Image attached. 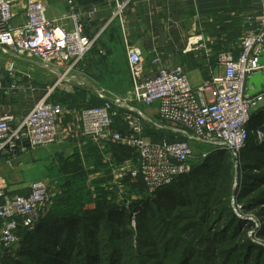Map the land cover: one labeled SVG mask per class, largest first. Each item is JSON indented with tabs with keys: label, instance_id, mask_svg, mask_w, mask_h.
<instances>
[{
	"label": "built area",
	"instance_id": "built-area-1",
	"mask_svg": "<svg viewBox=\"0 0 264 264\" xmlns=\"http://www.w3.org/2000/svg\"><path fill=\"white\" fill-rule=\"evenodd\" d=\"M51 1L0 0V50L11 56L8 70L22 57L39 61L56 77L47 96L58 87L70 89L89 84L82 61L102 33V30L93 35L86 33L99 4L59 0L67 10L50 15ZM101 1L115 4L113 18L117 17L124 25L131 0ZM258 1L261 12L246 20L249 28L240 37L239 53L232 47L219 51L216 56L221 71L210 69L211 74L199 86L191 84L182 65L165 63L164 49H150L149 65L140 49L129 42L126 50L131 87L126 94L112 95L92 85L102 104L83 107V134L99 145L122 144L138 154L136 165L116 166L111 157H106L114 180L104 186L115 189L117 199L126 207L131 203L123 184L126 177L132 181L141 177L152 194L191 170L195 144L226 150L238 157L250 134L264 136L260 127L249 128L253 112L264 103V83L261 91L253 94L248 93L247 86L256 72H262L264 78V62H260L264 57V0ZM3 88L0 79V90ZM155 103H158L157 115L148 114L141 106ZM63 110L62 104L45 98L21 120L13 115L0 117V155L15 151L25 142L33 147L55 143L57 119ZM120 111L128 127L126 131L114 128ZM146 129L166 135L154 141L145 134ZM30 188L28 195H11L0 184V248H11L19 240V227L34 230L58 192L42 179L33 181ZM136 214L133 212V217Z\"/></svg>",
	"mask_w": 264,
	"mask_h": 264
},
{
	"label": "crops",
	"instance_id": "crops-1",
	"mask_svg": "<svg viewBox=\"0 0 264 264\" xmlns=\"http://www.w3.org/2000/svg\"><path fill=\"white\" fill-rule=\"evenodd\" d=\"M77 3H94L100 7L92 17L93 23L87 24L86 33L93 35L101 30L102 33L82 61L83 69L94 63L106 69L107 74L111 71L112 77L117 79L124 68L125 85L114 89L124 93L131 87L127 42L140 49L149 65L150 49H164L167 52L165 63L182 65L191 84L197 87L211 74L210 69L221 71L216 56L219 51L232 47L236 54L239 53L240 37L249 28L246 20L261 12L258 0H131L123 25L117 17L113 18V3L101 0H77ZM64 10L67 6L59 0L51 1L50 15ZM200 42L205 46L201 47ZM103 49L108 51L107 56L99 55L98 51ZM10 59V55L0 50V79L4 85L0 90V117L13 115L21 120L45 98L64 107L57 119L58 140L55 143L33 147L25 142L15 151L0 155V184L6 186L11 195H28L33 181L51 179V172L62 158L75 157L82 146L93 141L83 134L81 111L87 105L88 96L95 95L92 85H96L88 79L89 84L85 86L58 87L47 96L56 77L39 61L26 57L16 60L15 67L8 70ZM97 78L98 82L103 81L99 74ZM206 96L209 98L210 93ZM141 106L150 115L158 114V103ZM116 125L118 127L120 123L117 121ZM55 188L58 191L56 198L63 189Z\"/></svg>",
	"mask_w": 264,
	"mask_h": 264
},
{
	"label": "trees",
	"instance_id": "trees-1",
	"mask_svg": "<svg viewBox=\"0 0 264 264\" xmlns=\"http://www.w3.org/2000/svg\"><path fill=\"white\" fill-rule=\"evenodd\" d=\"M98 53L100 56L108 55V51L105 53L98 51ZM88 97L86 106L102 104V100L96 97V95ZM263 113L264 111L260 109L253 112L249 125L250 129L261 127L264 130ZM117 121L121 126L118 125L117 127ZM114 128H118L121 131L128 130V127L122 121L120 115L116 117ZM145 134L149 135L154 141H160L166 135V132H153L150 129H146ZM254 135L253 133L250 134L247 145L241 150V154L248 153V156L251 157L252 150L258 151L256 155L259 157L247 168V171L249 168L259 169V172L253 173L251 171L247 174V177H250L255 184H258V182L264 181V140L260 143L252 141V137H255ZM90 144H93V148L96 146L98 151L99 159L97 161L95 159L94 166L96 167L97 164V171L104 170L110 172L109 169L111 165L108 162H104V159L100 156V154H103V150H100V148L106 145H111L113 147L112 160L113 162L115 160L116 164H120L133 156H135L136 161H138V154L134 149L128 146L113 142H105L102 146L94 142ZM104 149H106V147H104ZM228 153L229 152L226 150H218L216 156H220L221 160H223ZM75 157H78V152L75 154ZM75 157L69 159L62 158L60 162H64L63 165H65ZM258 161L260 163H256ZM210 164L209 161L206 162L202 167L204 168L203 171L208 169ZM227 166V164L226 167L224 166V174L231 178L230 168ZM212 167L215 168V171L218 166ZM201 169H192L189 173L187 172V174L184 173L179 175L175 181L158 189L152 194H149L141 177L133 181L128 179L130 181V183H128L129 185L125 184L126 178L123 180V184L128 187V194L132 192V195L129 194L131 197L127 195V198L131 200L128 207L117 199L115 189H109L103 186L102 183L101 186L99 180H106L108 177L107 174L104 173L102 177H97V174L92 175V179L88 181L87 185H84V180L88 178V176L85 175L83 180L84 184L81 183L76 185L73 184L72 178L68 179L65 173H63L64 182L62 178L59 181L63 192L53 200L50 210L39 219L35 229L28 230L23 227L18 228L17 233L19 235V242H17L19 243V248L16 256H20V259H15V256H13L11 252L14 245L18 244L16 242L11 248H0V264H135L133 261L134 258L129 260L125 259L124 252L126 250L120 247L122 238V233L120 234V232H122L121 228L126 221L129 222L133 212L138 213L140 242H144L140 243V245H145L144 247L146 249L150 246H155V250H157L156 252L153 251L151 259L155 260L154 264H166L172 259L176 260V264H189L190 261L198 255V252L192 251L189 240H193L194 238L198 239L197 237H199V234L197 230L200 223L193 221L181 225L180 222L190 218L189 215H174L172 219L165 222L158 217L156 211L158 202L161 198L165 196L174 198L177 191L181 190V187H183V177L188 174L190 177L197 176L203 172H201ZM215 174H218V171H215ZM92 185L95 186L94 192L90 189ZM226 191H229L228 187H225L217 194L213 193V196L211 193V197H213V199L225 197L227 196ZM93 193H95L94 196ZM223 193L225 195L221 196ZM134 195L138 198L136 199ZM260 197L263 198L262 201L260 200L261 203H258L257 206L261 205L264 201V189ZM211 201L213 200L211 199L210 202ZM208 204L209 202L205 201V207H207ZM203 209L204 207L194 212ZM221 212L220 210L213 211L212 209H205L202 214H208V218L206 219L205 217L203 221L209 222L210 226L214 225L215 227V225H217L218 227L223 221L231 219L232 216L226 213L227 210ZM168 213L174 214V211L170 210ZM234 224L235 223L228 225V229L223 231H215L214 229V231L211 232L212 235L215 236L214 239L216 237H222L230 241L237 239L239 237L237 232L230 230ZM153 230H155L156 233L154 234L156 241H147L146 238L149 237ZM206 231L210 233L208 229H206ZM186 236L190 237V239L181 241L179 238H176ZM232 244V246L227 248L217 247L214 251L215 258L222 257L224 259L225 257V260L222 261L221 264H262L264 250L261 249L262 251H259L260 248L253 246H248L247 248L239 247L245 245H237L236 241ZM158 246L160 251H163L161 254L159 253ZM241 250L247 251L246 255H239L238 252ZM138 256L139 258L143 257L141 254ZM177 256H179V259ZM252 260H254V263H252ZM137 264L150 263L146 261L145 257L144 260L142 259Z\"/></svg>",
	"mask_w": 264,
	"mask_h": 264
},
{
	"label": "rangeland",
	"instance_id": "rangeland-1",
	"mask_svg": "<svg viewBox=\"0 0 264 264\" xmlns=\"http://www.w3.org/2000/svg\"><path fill=\"white\" fill-rule=\"evenodd\" d=\"M21 13V12H20ZM202 42H200L201 44ZM94 56V55H93ZM85 70L88 74L89 81H92L94 85H96L99 88L105 89L107 92H109L112 95H124L127 92H115L116 88L123 87L125 84L126 79V73L124 68H121V77L114 79L112 77L111 71L106 73V69L99 68L94 63L91 65H85ZM85 71V72H86ZM100 76L102 82H98L99 79L97 76ZM106 83H105V82ZM113 88V89H112ZM130 89V88H129ZM128 89V90H129ZM264 111V103L260 106V108L256 109ZM122 111V110H121ZM120 111V116L121 112ZM124 112V111H123ZM264 116V113H263ZM264 119V117H263ZM264 123V122H263ZM261 128V127H260ZM261 132L264 133V130L261 128ZM255 137H252V141H256L257 143H260L264 140V136L262 138L258 137V135H254ZM93 142V141H92ZM94 143H96L94 141ZM98 145V143H96ZM103 144V143H102ZM101 144V146H102ZM93 144L82 146L78 152V157H75L72 161L69 163L59 162L55 165V168L51 172V179H47V181L52 185V188L57 187L60 188V180L63 179V173L66 174L68 179L72 178L73 184L79 185L81 183L87 185L88 181L92 179V175H98L97 177L104 176V173L108 175L106 180H99L100 184L102 183L104 185H108L109 183H112L114 180L111 166L109 171L106 172L104 170L97 171L98 169L97 164L95 166V159L96 161L99 159L98 151L95 146V148L92 147ZM100 146V147H101ZM195 146V145H194ZM106 147V149H104ZM113 147L111 145H106L100 148V150H103V154L100 156L104 159V162H108L110 164V161L106 159V157H111L112 160V149ZM94 149V150H93ZM194 157L192 159V168L193 169H201L203 165L206 162H210V167L208 169L204 168L201 169L200 174L194 177H190L186 175L182 178V185L180 191H177V193L173 194V197L165 196L161 198L157 205V214L158 217L163 219L165 222L169 221L174 217V215H189L190 218L184 220L183 222H180L181 225L184 223H191L196 222L200 223L198 227V239L189 240L191 243L192 251L198 252V255L190 261L189 264H221L222 261L225 260L221 258H215V250L217 247L219 248H227L232 246L233 242H237V245L244 244L245 246H239V247H258L260 248L259 251L264 250V201L261 205L257 206L258 203H261L263 197H260V194L262 190L264 189V181L258 182V184H255V182L250 178L247 177V174L251 171L253 173L259 172L258 168H249L247 171V168L254 163L255 159L259 157L256 155L258 153L257 150H252L251 153L252 156L249 157L248 153L241 154L242 151H240L238 157L235 155L228 153L225 159L221 160V157L216 156V153L220 149H215L214 147H210L207 145H201L197 144V146L194 148ZM126 151L129 153V151L126 149ZM227 154V153H226ZM134 155V154H131ZM244 155V156H242ZM134 157V158H133ZM125 161H123L120 164H116L114 160V164L116 166H120L122 164H132L136 165V157L133 156ZM256 163H260L259 161ZM218 164V165H216ZM226 164L229 167L230 176L229 178L226 174H224V166L226 167ZM212 166H218L215 170L218 171V174H215L214 167ZM207 167V166H206ZM190 170V171H191ZM213 170V171H212ZM66 171V172H64ZM73 173V174H72ZM189 173V172H188ZM187 174V173H186ZM88 176L87 180H84V176ZM82 178V179H81ZM127 180L125 181V184L127 185L130 183V178L126 177ZM75 179V180H73ZM129 179V180H128ZM84 180V182H83ZM125 180V179H124ZM132 181V180H131ZM64 182V179H63ZM71 182V181H69ZM68 182V183H69ZM104 182V183H103ZM94 184V183H93ZM101 184V186H102ZM125 185V186H126ZM129 185V184H128ZM94 185L91 186V191L94 192ZM127 187V186H126ZM225 187L229 188V191L227 192V196L220 197L218 199H213L211 197V193L213 196L214 194H217L221 192ZM97 188V186H96ZM128 188V187H127ZM98 190V189H97ZM132 195V192L129 193ZM129 194L128 197H131ZM147 194V193H146ZM95 193H93V196ZM223 193L221 196H224ZM136 197V195H134ZM218 197V196H217ZM138 197H136L137 199ZM213 200L210 202V200ZM205 201H208L209 204L207 207H205ZM131 207V206H130ZM203 210L194 212L197 209ZM205 209H212L213 211L220 210L224 211L227 210V214L231 215L230 220H225L219 226L217 225L210 226L209 222H206L203 219L206 217L208 218V214H202V212ZM216 209V210H215ZM170 210L174 211V214H169L168 212ZM223 213V212H221ZM156 217V218H158ZM156 221V220H155ZM235 223L234 226L230 228V230L237 232L239 237L235 239L234 241L225 240L222 237H216L212 235V231H223L225 229H228V225ZM212 224V222H211ZM127 229V230H126ZM206 229L210 231V233H207ZM120 234L122 233L121 238V248L126 250L124 252L125 259H133L135 264H137L142 259L144 260L146 257V261H149L150 264H154L155 260L152 259L153 251L156 252L155 246H150L149 248H145V245H140V234H139V219H138V213L133 217V214H131V218L129 222H125L124 225L121 228ZM126 232V233H125ZM155 230H153L149 237L146 238L147 241H156L154 236ZM203 237V238H202ZM179 238L181 241H186L190 239V237H176ZM170 240V239H169ZM19 242V241H18ZM17 242V243H18ZM19 248V243L14 245L13 250L11 251L13 256H15V259H20V256H16L17 250ZM158 249L160 251V248L158 246ZM262 249V250H261ZM141 252V253H140ZM163 251H160L161 254ZM245 250H241L239 255H246ZM255 253V252H254ZM139 254L143 255L142 258H139ZM179 259V256H177ZM174 257V258H177ZM164 260V259H161ZM190 260V259H189ZM252 263H254V260H252ZM264 263V258L262 259V264ZM166 264H176V260L172 259L169 263Z\"/></svg>",
	"mask_w": 264,
	"mask_h": 264
},
{
	"label": "water",
	"instance_id": "water-1",
	"mask_svg": "<svg viewBox=\"0 0 264 264\" xmlns=\"http://www.w3.org/2000/svg\"><path fill=\"white\" fill-rule=\"evenodd\" d=\"M260 62H264V57L260 58ZM263 83H264V78L262 72L260 71L256 72L248 80V84H247L248 93L253 94L261 91Z\"/></svg>",
	"mask_w": 264,
	"mask_h": 264
},
{
	"label": "bare ground",
	"instance_id": "bare-ground-1",
	"mask_svg": "<svg viewBox=\"0 0 264 264\" xmlns=\"http://www.w3.org/2000/svg\"><path fill=\"white\" fill-rule=\"evenodd\" d=\"M175 181V180H174Z\"/></svg>",
	"mask_w": 264,
	"mask_h": 264
}]
</instances>
